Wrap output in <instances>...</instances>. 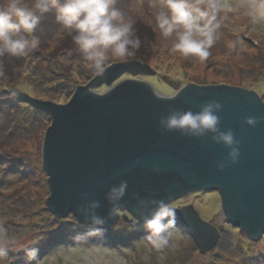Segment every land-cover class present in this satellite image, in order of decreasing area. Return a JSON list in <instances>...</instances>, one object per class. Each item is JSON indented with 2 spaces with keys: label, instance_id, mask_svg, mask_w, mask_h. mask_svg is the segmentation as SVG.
I'll return each instance as SVG.
<instances>
[{
  "label": "water",
  "instance_id": "95a60500",
  "mask_svg": "<svg viewBox=\"0 0 264 264\" xmlns=\"http://www.w3.org/2000/svg\"><path fill=\"white\" fill-rule=\"evenodd\" d=\"M136 61L112 65L85 85H78L66 103L38 100L14 90L13 95L50 115L45 129L41 162L48 175L47 206L57 216L71 213L89 224L77 210L98 200L96 214L107 218L118 212L132 223L140 200L171 202L195 191L215 190L224 221L256 240L264 233V102L253 89L228 84H186L163 97L155 88L130 82L128 72L154 75ZM121 72L126 77L113 89L98 95L89 87L109 82ZM209 100L222 105L220 127L231 129L240 141L238 163L218 169L228 149L209 137L191 138L160 130L159 118L175 109L199 111ZM258 118L249 126L244 118ZM127 182L124 197L109 202V188ZM183 208V207H182ZM176 209V219L190 230L200 252L216 242L218 231L190 206ZM115 213L109 217V213ZM181 210V211H180ZM184 210V211H182ZM125 211V213H124ZM128 212V215L126 214ZM187 216H189L187 218ZM143 220L140 221L142 224ZM133 224V223H132Z\"/></svg>",
  "mask_w": 264,
  "mask_h": 264
},
{
  "label": "rangeland",
  "instance_id": "374dc122",
  "mask_svg": "<svg viewBox=\"0 0 264 264\" xmlns=\"http://www.w3.org/2000/svg\"><path fill=\"white\" fill-rule=\"evenodd\" d=\"M218 2L226 6L218 17L221 20L218 39L210 49L211 55L206 61L201 62L195 57H182L179 53L170 52L171 40L161 37L155 22V13L159 10L158 6L162 0H117L115 6L135 21L134 27L141 39V47L136 50L134 56L125 59L109 58L105 70L122 62L136 61L147 64L151 68L150 72L155 74L133 75L128 72L130 82H141L166 95H172L178 88L190 83L228 84L253 89L258 94L264 93V15L252 11L254 5L264 3V0H218ZM50 15V19L55 20V13L52 12ZM44 19L46 22L41 17L37 29L42 31L40 35V40L43 42L42 51L46 50L48 57L51 53H56L54 67L61 72L72 74L79 80L73 92L78 85L88 84L98 77L91 63L76 50L71 38L60 25L50 26L47 15ZM230 44H234V47L230 48ZM69 46L71 50L68 49ZM44 67L43 70H46L47 62ZM12 68L10 66L11 70ZM125 77L126 72H121L109 84L101 81L98 85L89 87V90L103 95ZM70 97H65L60 103H66ZM44 172L48 186V175L45 170ZM6 180L14 184L19 181L15 177H8ZM10 184L4 183L0 190L3 193L7 192ZM20 184L22 185V182ZM25 184L29 185L27 182ZM43 192L45 194V189ZM46 193L44 206L47 210L55 218H66L67 215L57 216L48 208L46 200L49 187ZM35 197L41 207L42 196L37 192ZM168 204L175 211L190 206L196 210L202 220L214 225L218 231L214 245L200 252L188 227L176 219L174 236L170 244L163 249H155L147 240L148 232L144 224L133 225L126 222L121 216L122 211L118 212L119 216L115 222L104 227L102 235L86 236L77 240L74 239L73 234L79 233L78 228L70 230L67 227L65 231H59L57 226L55 231L59 233L51 241L49 240L50 244L45 241L37 243V241L33 242L32 238L38 233L31 228L28 219H22V226L19 227L21 230L14 233L18 227H15V230H12L11 226L6 227L3 219L8 217L3 214L0 215V235L6 234L9 249L12 250L2 258V264H27L25 253L21 250L27 246L39 249V258L33 264H250L249 262L264 264V233L254 240L243 234L238 227L226 221L220 222V196L217 191L191 192ZM126 214L128 215V212ZM16 218L19 219L18 216ZM38 220V217L33 218L34 222ZM76 222L89 226L77 220ZM107 229L111 231L108 232ZM249 242H255V246H251ZM3 243L4 241L0 240V246Z\"/></svg>",
  "mask_w": 264,
  "mask_h": 264
},
{
  "label": "clouds",
  "instance_id": "9594fccd",
  "mask_svg": "<svg viewBox=\"0 0 264 264\" xmlns=\"http://www.w3.org/2000/svg\"><path fill=\"white\" fill-rule=\"evenodd\" d=\"M117 0H0V57L23 56L28 49H36L40 38L36 31L41 17L54 11L55 20L71 38L76 50L91 63L96 73L103 74L109 58L125 59L134 56L141 47V39L134 27L135 21L127 17L116 5ZM155 13L156 26L165 40H171V53L182 57H195L204 62L211 55L210 49L218 39L221 20L218 18L226 7L218 0H162ZM253 12L264 15V3L254 5ZM229 47H234L230 44ZM176 94L163 97L174 99ZM222 105L209 100L199 111L175 109L159 118L160 130L179 132L191 138L209 137L216 144L228 149L224 159L216 162L218 169L236 164L240 158V141L231 129L220 127ZM249 126H255L258 118H244ZM127 188V182L109 188L106 199L120 201ZM138 215L133 225L143 220L148 232L147 240L155 249L170 244L176 226V211L165 199L140 200ZM100 207L98 200H89L85 208L77 210L87 219L89 226L74 239L103 234L107 218L96 214ZM115 213H109L111 217ZM4 243L0 246V262L9 252L6 234L0 235ZM27 264L39 258V249L27 246L21 249Z\"/></svg>",
  "mask_w": 264,
  "mask_h": 264
},
{
  "label": "trees",
  "instance_id": "16d2710c",
  "mask_svg": "<svg viewBox=\"0 0 264 264\" xmlns=\"http://www.w3.org/2000/svg\"><path fill=\"white\" fill-rule=\"evenodd\" d=\"M52 12L54 13V11L45 13L42 19L45 21L44 17L47 15L48 24L54 27L57 22L50 19ZM41 32L36 31L39 38ZM46 38L48 39V36ZM42 48L43 42L40 40L38 48L28 49L23 56L0 57V189L4 183L7 185L11 183L7 192L3 193L0 190V215H7L8 218L3 219L6 227L11 226L12 230L18 227L17 231H13L14 233L21 230L19 227L22 226V219H28L31 228L38 233L32 241L37 243L45 241L50 244L51 239L59 233L55 231L57 226L59 231H65L64 229L68 227L70 230L78 228V232L82 233L88 225L77 223L71 214L64 219L55 218L44 206V196L47 195L48 186L41 165V145L44 131L50 123V115L13 95L14 90L17 89L38 100L46 99L54 103H60L65 97L71 96L79 80L70 73L57 70L54 67L56 53L53 52L48 57L46 50L42 51ZM68 49L71 50V46ZM46 62L49 68L43 70ZM10 66L13 67L12 70ZM259 96L264 102V93H260ZM8 177L18 178L19 181L14 184L6 180ZM26 182L29 185H26ZM37 192L42 196L41 207L36 202ZM17 216L19 219L16 218ZM36 217L39 220L34 222L33 218ZM75 235L73 234V237ZM57 239L56 237V241ZM249 243L255 246V242Z\"/></svg>",
  "mask_w": 264,
  "mask_h": 264
},
{
  "label": "bare ground",
  "instance_id": "6f19581e",
  "mask_svg": "<svg viewBox=\"0 0 264 264\" xmlns=\"http://www.w3.org/2000/svg\"><path fill=\"white\" fill-rule=\"evenodd\" d=\"M160 94H161V93H160ZM224 219H225V218H224V215L221 213V216H220V219H219V220H220V222H223V221H224Z\"/></svg>",
  "mask_w": 264,
  "mask_h": 264
},
{
  "label": "flooded vegetation",
  "instance_id": "af4514ba",
  "mask_svg": "<svg viewBox=\"0 0 264 264\" xmlns=\"http://www.w3.org/2000/svg\"><path fill=\"white\" fill-rule=\"evenodd\" d=\"M182 209H184V210H185L186 208H185V207H183ZM184 210H182V211H184ZM187 210H188V209H187ZM187 210H185V211H187ZM180 211H181V210H180ZM188 217H189V216H187V218H188Z\"/></svg>",
  "mask_w": 264,
  "mask_h": 264
}]
</instances>
